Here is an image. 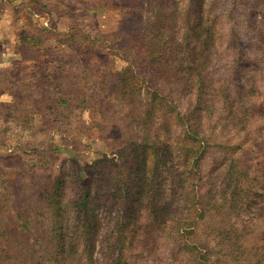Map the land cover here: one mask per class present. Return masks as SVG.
Returning a JSON list of instances; mask_svg holds the SVG:
<instances>
[{"label":"trees","instance_id":"obj_1","mask_svg":"<svg viewBox=\"0 0 264 264\" xmlns=\"http://www.w3.org/2000/svg\"><path fill=\"white\" fill-rule=\"evenodd\" d=\"M148 4L108 40L116 150L15 195L0 166V264H264V7Z\"/></svg>","mask_w":264,"mask_h":264},{"label":"rangeland","instance_id":"obj_2","mask_svg":"<svg viewBox=\"0 0 264 264\" xmlns=\"http://www.w3.org/2000/svg\"><path fill=\"white\" fill-rule=\"evenodd\" d=\"M9 1L0 2V166L8 170V193L15 195L21 178L40 180L57 174L70 157L89 163L116 150L108 138L119 137V127L112 125L106 134L102 128L114 113L125 112L106 87L125 61L108 40L143 20L149 4L67 0L65 7L60 0H39L29 8V0ZM205 1H217L220 11L235 2L245 17L253 6L264 7V0ZM190 2L197 0H179ZM248 19L257 24L259 15ZM227 21L222 18L225 29Z\"/></svg>","mask_w":264,"mask_h":264},{"label":"crops","instance_id":"obj_3","mask_svg":"<svg viewBox=\"0 0 264 264\" xmlns=\"http://www.w3.org/2000/svg\"><path fill=\"white\" fill-rule=\"evenodd\" d=\"M0 2H2L3 4H6V3H8V2H10L9 0H0ZM11 3V2H10ZM4 6V8H6V6L5 5H3Z\"/></svg>","mask_w":264,"mask_h":264}]
</instances>
